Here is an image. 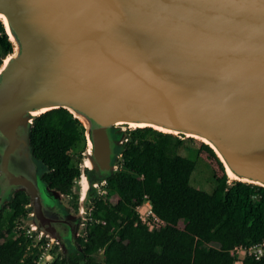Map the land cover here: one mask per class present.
<instances>
[{"label": "water", "instance_id": "95a60500", "mask_svg": "<svg viewBox=\"0 0 264 264\" xmlns=\"http://www.w3.org/2000/svg\"><path fill=\"white\" fill-rule=\"evenodd\" d=\"M0 11L15 48L0 71V208L23 191L30 226L60 254L83 216L79 210L78 223L62 213L55 200L64 195L36 174L28 133L37 114L29 108L62 107L86 122L90 165L80 169L79 205L116 170L112 131L126 124L103 126L115 121L201 134L234 180L264 187V0H0ZM18 142L27 173L8 170Z\"/></svg>", "mask_w": 264, "mask_h": 264}, {"label": "trees", "instance_id": "16d2710c", "mask_svg": "<svg viewBox=\"0 0 264 264\" xmlns=\"http://www.w3.org/2000/svg\"><path fill=\"white\" fill-rule=\"evenodd\" d=\"M5 32L0 20V64L13 49ZM28 136L41 182L71 195L80 170L72 165L70 151L80 154L87 141L82 123L66 109L53 108L31 119ZM124 139L114 147L111 159V164L120 159L121 169L99 180L105 194L90 197L81 233L73 245L68 243L67 254L56 253V264H233L229 250L234 245L264 239V187L228 182L225 168L208 145L201 144L220 169L210 192L190 185L195 163L176 153L180 144L176 136L136 127ZM83 173L89 177L86 168ZM143 195L165 222L158 230L148 231L133 211ZM110 196L116 197L113 204ZM27 204L25 193L15 191L0 208V264H32L35 258L36 249L21 229L10 235L27 213ZM179 220H184L182 227L177 226ZM241 264H264V258L245 257Z\"/></svg>", "mask_w": 264, "mask_h": 264}, {"label": "rangeland", "instance_id": "374dc122", "mask_svg": "<svg viewBox=\"0 0 264 264\" xmlns=\"http://www.w3.org/2000/svg\"><path fill=\"white\" fill-rule=\"evenodd\" d=\"M14 50L15 48L13 47L12 52H14ZM51 60L54 64H57L59 66H62L64 63L60 59L57 53H54L52 55ZM66 73H67L66 68H62L60 72V77L65 78ZM133 128L134 127H128L127 125H117V126H114L112 134L119 133L118 136L115 137L119 143L125 140L124 138L128 137L132 133ZM170 134H172L173 136H176L180 140V144L177 145L176 150H175L176 153L181 156H185L190 160H193L195 163V168L192 171L190 178H189L190 185H192L195 188L210 192L214 186L213 176H219L220 169L218 168L217 164L215 163V160L208 153L206 148L201 145L203 142L196 140L192 137H187L183 134H181L182 136L178 133H175V134L170 133ZM88 148H89V144L86 141L85 149H83V151L80 154L78 150L70 151L71 163L73 166L78 167L79 170L83 168V162L86 161L85 152H87ZM26 159L27 158H26V155L24 154L22 145L19 144L18 142L16 145V148L11 153H9L7 156L6 162H7L8 170L10 171V173H14V174L27 173L29 171L30 166L28 165V162ZM119 162H120V159L115 163L114 169H118V170L121 169ZM36 174H37V169H36ZM226 177H227L228 182L234 180V179H231L227 174H226ZM71 190H72L71 195L61 196L56 200V202H58L59 207L66 208L68 210L66 214L71 215L72 220L77 221L78 223L80 222V217H76L78 212L80 213L81 211V216H83V221L87 217L88 208L91 204L90 197H92L93 195L103 196L105 194V189L102 188V186H100L99 184H97L94 190L90 191V194L87 197V199L83 200L82 203L79 205L78 204V202H80L79 198H81V195L83 194L84 190H86V183L84 180V176L82 174H79L78 177L73 179ZM115 198L116 197L114 196H110L109 202L113 204L115 202ZM30 219H31L30 209H27V213L22 216V221L17 223L18 226L19 225L22 226L23 232L24 230L26 232V230H30V228H32L29 224ZM183 223H184V220H179L177 223V226L182 227ZM15 230L16 228L14 227L10 235L15 236ZM81 231H82V228L79 234L81 233ZM32 232H33L34 240L37 241L39 238V233L34 231V229ZM68 243L69 242L67 241V246H68ZM52 244H53L52 253L55 254V252H58V247H56L57 245L55 244L54 241L52 242ZM213 245L216 246V244H213Z\"/></svg>", "mask_w": 264, "mask_h": 264}, {"label": "built area", "instance_id": "2783aa9c", "mask_svg": "<svg viewBox=\"0 0 264 264\" xmlns=\"http://www.w3.org/2000/svg\"><path fill=\"white\" fill-rule=\"evenodd\" d=\"M133 211L136 214L139 222L143 224L148 231L158 230L165 225V222L152 212L150 202L146 195H143L141 203L135 206ZM86 219H88V214ZM86 219L82 221V227ZM17 223L15 228L22 230V226H18ZM32 231V228H30V230H26V232L25 230L24 232L22 230L23 236L29 239L32 246L36 249L35 258L32 260V264H56L54 259L56 258L57 252H55V254L52 253L53 241L48 238H44L42 240L40 236L38 240L35 241ZM229 253L234 257L233 264H241L245 257L259 260L264 258V239L249 246L234 245L229 250Z\"/></svg>", "mask_w": 264, "mask_h": 264}, {"label": "bare ground", "instance_id": "6f19581e", "mask_svg": "<svg viewBox=\"0 0 264 264\" xmlns=\"http://www.w3.org/2000/svg\"><path fill=\"white\" fill-rule=\"evenodd\" d=\"M0 20H2L3 24H4V27H5V31L6 33L8 34L9 36V39L13 40L14 41V38L12 36V33H11V27H10V22H9V19H8V16L0 11ZM10 57H11V54L7 55L5 57V59L3 60L2 62V66H0V71L2 70V68L7 64V62L10 60ZM47 108H49L48 106H43V107H39V108H29L27 110V112H29L30 114L32 115H35V114H38L44 110H46ZM81 122L83 124L86 125V122L83 120V118L77 116ZM125 123L128 127H151L155 130H158V131H161V132H164V133H176L177 131L174 130V129H171V128H168V127H165L161 124H158L157 122H154V121H139V120H129V121H115L114 123H108V124H105L103 126H107V125H110V124H123ZM184 135L187 136V137H192L196 140H199L205 144H208L216 153V155L222 160L220 154L218 153V151L216 150L215 146L206 138L204 137L203 135L201 134H198V133H195V132H184ZM88 144H89V147H90V142L87 141ZM90 149L88 148L87 149V152L89 153ZM223 162V161H222ZM224 164V168H225V171H226V174L231 178V179H235V175L230 171V169L227 167V165L223 162ZM83 165L85 166H89L90 165V162L87 160V161H84L83 162ZM244 180H248V179H244ZM250 181H253V180H250Z\"/></svg>", "mask_w": 264, "mask_h": 264}, {"label": "crops", "instance_id": "0c3cea01", "mask_svg": "<svg viewBox=\"0 0 264 264\" xmlns=\"http://www.w3.org/2000/svg\"><path fill=\"white\" fill-rule=\"evenodd\" d=\"M55 203H56V200H55ZM27 209H28V208H27ZM42 238L44 239V237H41V239H42ZM43 239H42V240H43Z\"/></svg>", "mask_w": 264, "mask_h": 264}, {"label": "flooded vegetation", "instance_id": "af4514ba", "mask_svg": "<svg viewBox=\"0 0 264 264\" xmlns=\"http://www.w3.org/2000/svg\"><path fill=\"white\" fill-rule=\"evenodd\" d=\"M61 211V210H60ZM61 212H64V211H61ZM65 214L67 213V212H64Z\"/></svg>", "mask_w": 264, "mask_h": 264}]
</instances>
